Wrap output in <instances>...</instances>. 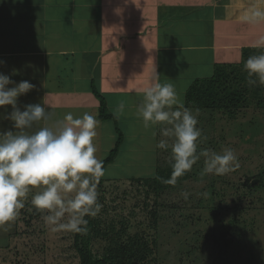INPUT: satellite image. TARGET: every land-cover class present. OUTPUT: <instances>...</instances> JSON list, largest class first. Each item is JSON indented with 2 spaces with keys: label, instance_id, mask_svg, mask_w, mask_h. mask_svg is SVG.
Here are the masks:
<instances>
[{
  "label": "rangeland",
  "instance_id": "374dc122",
  "mask_svg": "<svg viewBox=\"0 0 264 264\" xmlns=\"http://www.w3.org/2000/svg\"><path fill=\"white\" fill-rule=\"evenodd\" d=\"M182 11L172 13L184 14ZM132 73L130 86H111L103 90L94 87L115 121L98 119L99 100L93 93L88 104L95 109L100 121L93 141L98 159L103 160L114 148L118 137L116 126L123 136L119 152L105 167V175L97 188L98 203L102 207L93 220L99 234L108 231L109 235L91 237L89 247L93 255L110 244L111 238L139 236L144 237L151 248L147 264H264V247L260 245L263 238H259L263 217L258 212V201L252 199L245 183L250 178V184H261L256 180L264 170V142L255 139L257 143L248 144L250 129L259 131L262 127L261 123L252 127L249 123L263 119L261 108L252 100L254 93L249 94L248 106L238 110L234 121L226 119L219 111L191 110L198 121L196 127L201 130L197 141L199 159L190 171L177 178L175 185L166 183L165 188L161 186L164 189L157 190L153 182L157 174L168 176L167 180L171 178L173 139L162 135L167 125L161 123L146 129L137 116L143 89L149 84L145 80H150L152 75L147 76L141 70ZM197 74L188 73L181 79L174 75L169 80L160 77L159 82L171 83L185 104V91ZM82 107L80 113L73 114L74 118L90 113ZM161 140L167 141L168 148L158 147ZM225 148L234 151L239 166L225 175L205 173L206 157L200 154L206 150L222 154ZM184 193L188 194L187 198ZM32 194L34 192L20 210V228L16 233L21 236H17V240L21 243L19 251L24 260L27 264H81L73 248L75 232L46 224L45 212L38 211L35 217L34 207L30 205ZM163 201L177 207L160 211L162 218L154 222L151 211L156 209V202ZM255 209H258L257 214ZM122 231L124 234L120 237ZM222 239L229 241L228 247L223 246Z\"/></svg>",
  "mask_w": 264,
  "mask_h": 264
},
{
  "label": "crops",
  "instance_id": "0c3cea01",
  "mask_svg": "<svg viewBox=\"0 0 264 264\" xmlns=\"http://www.w3.org/2000/svg\"><path fill=\"white\" fill-rule=\"evenodd\" d=\"M253 7L264 9V0H0V73L35 85L18 97L17 107L45 106L48 126L64 113H80L82 106L95 115L88 105L92 87L130 86L137 70L148 76L155 68L159 80L198 73L196 79L211 76L215 65H228L246 78L244 62L264 53V46H255L264 41V21L243 20ZM180 10L185 13H172ZM245 81L263 112V119L249 123L262 124L248 132L252 145L264 142V85ZM11 111L0 107V132L15 131L6 118ZM256 181L261 184L251 196L259 203L254 213L263 217L264 247V170ZM19 228L18 216L7 231L0 230V264H27L19 251Z\"/></svg>",
  "mask_w": 264,
  "mask_h": 264
},
{
  "label": "clouds",
  "instance_id": "9594fccd",
  "mask_svg": "<svg viewBox=\"0 0 264 264\" xmlns=\"http://www.w3.org/2000/svg\"><path fill=\"white\" fill-rule=\"evenodd\" d=\"M243 20L248 23L264 21V9L253 7ZM256 47L264 46V41ZM0 63H3L0 61ZM249 86L264 85V53L249 56L244 62ZM9 85H13L9 87ZM35 85L27 80L13 82L0 73V107L11 106L7 119L15 131L0 132V230L8 227L20 215L31 193V204L45 212L46 224L76 233H86V216L95 217L102 205L98 203V184L105 175L103 160L95 155L96 115L85 112L74 118L67 113L62 120L48 126L51 113L41 104H28L21 111L18 97ZM123 112V105H121ZM137 116L147 129L165 124L164 137H171V178L165 183L175 185L177 178L190 171L199 159L197 141L201 130L192 111L184 106L171 83L161 84L155 68L143 98L137 106ZM37 127L32 131L34 125ZM166 140L158 147L168 148ZM204 172L225 175L238 167L237 157L230 148L222 154L204 151ZM187 193H184L187 198Z\"/></svg>",
  "mask_w": 264,
  "mask_h": 264
},
{
  "label": "trees",
  "instance_id": "16d2710c",
  "mask_svg": "<svg viewBox=\"0 0 264 264\" xmlns=\"http://www.w3.org/2000/svg\"><path fill=\"white\" fill-rule=\"evenodd\" d=\"M245 80H247V76L245 78V75L237 67L215 65L211 76L196 78L192 81L184 94V106L198 112L205 110L211 112L219 111L223 117L234 121L238 110L248 103L247 96L250 92ZM92 93L99 100L98 119L101 121H115L116 118L112 114H108L103 97L94 87H92ZM115 129L118 137L114 148L103 159L104 169L114 161L123 142V136L118 127L116 126ZM167 178L168 176L162 177L161 174H157L153 181L155 189L160 190L163 187L165 188L168 185L165 183ZM137 181L139 182L140 180L138 179ZM101 182L102 180L100 179L99 184ZM245 183L250 191H253L256 187L255 184H250V178L246 179ZM155 205L156 209L151 211V217L154 219V222H158V219L162 218L160 211H164L166 208L167 210H171L177 207L172 202L164 201L161 203L156 202ZM34 216H38V211L35 208ZM85 219L88 220L87 232H75L73 241V248L78 254L81 264H147V258L151 255V248L144 237L139 236L127 237V239L111 238L110 244L105 246L100 253L93 255L89 247L91 237L100 234L107 237L109 232L104 231L99 234L93 217L86 216ZM121 233L120 237H122L124 232L122 231ZM222 241L223 246H229L228 240L222 239Z\"/></svg>",
  "mask_w": 264,
  "mask_h": 264
}]
</instances>
